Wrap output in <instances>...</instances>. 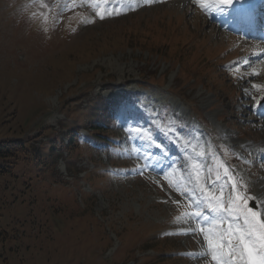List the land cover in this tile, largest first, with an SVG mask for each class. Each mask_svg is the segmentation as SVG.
<instances>
[{
  "label": "rangeland",
  "instance_id": "rangeland-1",
  "mask_svg": "<svg viewBox=\"0 0 264 264\" xmlns=\"http://www.w3.org/2000/svg\"><path fill=\"white\" fill-rule=\"evenodd\" d=\"M229 18L195 0H0V140L29 150L0 172V264H216L184 257L210 253L196 231L178 235L196 227L200 190L186 159L226 186L200 195L214 204L243 196L238 180L264 190L251 106L264 50ZM263 205L248 201L261 220Z\"/></svg>",
  "mask_w": 264,
  "mask_h": 264
},
{
  "label": "snow or ice",
  "instance_id": "snow-or-ice-1",
  "mask_svg": "<svg viewBox=\"0 0 264 264\" xmlns=\"http://www.w3.org/2000/svg\"><path fill=\"white\" fill-rule=\"evenodd\" d=\"M224 2H230V0H224ZM100 18L103 19L104 16L101 15ZM254 87L259 86L254 85ZM237 187L245 192L243 196H236L233 199L230 194L228 201L217 200L215 204L212 200L207 201V205L213 211L220 212L223 209L229 213L234 212L236 217L242 219L246 225L244 230L240 228L228 229V236H234L235 243L231 239L225 241L224 233H221L215 241L206 236L212 258L216 264H233V261L236 264H264V220L260 218L261 212L248 206L249 199L260 200L261 203H264V193H257L255 196L249 197L244 185L239 180L233 184L234 189ZM226 205L228 206L226 207Z\"/></svg>",
  "mask_w": 264,
  "mask_h": 264
},
{
  "label": "trees",
  "instance_id": "trees-1",
  "mask_svg": "<svg viewBox=\"0 0 264 264\" xmlns=\"http://www.w3.org/2000/svg\"><path fill=\"white\" fill-rule=\"evenodd\" d=\"M100 129V127H95V130H98L96 134H99V132L101 131ZM104 139L105 138L103 137L102 140ZM71 140L73 142L74 138L72 137ZM28 151L29 150L26 146V143L20 138L0 140V172L7 170L6 165L11 159L18 158L21 154L23 155V153Z\"/></svg>",
  "mask_w": 264,
  "mask_h": 264
},
{
  "label": "bare ground",
  "instance_id": "bare-ground-1",
  "mask_svg": "<svg viewBox=\"0 0 264 264\" xmlns=\"http://www.w3.org/2000/svg\"><path fill=\"white\" fill-rule=\"evenodd\" d=\"M198 1V3H200V2H204L205 0H197ZM243 1H245V2H247L248 3V5L250 6V7H252L253 5H256L258 2H260L261 0H243ZM207 11L208 12H210V13H212V9H207ZM171 17V16H170ZM255 19H257V17L255 16V14H251V16H247V17H241V20L242 21H246V22H254L255 21ZM257 35V34H256ZM256 37V36H255ZM255 45V47H264V44L262 43V44H257V43H255L254 44ZM264 61V60H263ZM263 65H264V63H263ZM262 85H264V84H261V86ZM263 87V89H264V86H262ZM258 93V92H257ZM253 99V98H252ZM251 106L253 107H255V110L256 109H258V108H261V110H262V112H263V110H264V105H263V103H259V99L258 98H256V99H254L253 100V103L251 104ZM248 111V110H247ZM251 111V110H250ZM247 114V113H246ZM262 116H264V114H262ZM256 121H260V120H262V118H254ZM245 143H246V145L248 144L247 142H244L243 144L245 145ZM262 149H264V144H263V146H262ZM261 181V180H260ZM263 181V180H262ZM258 193H264V190H263V188H261V189H259V191H258Z\"/></svg>",
  "mask_w": 264,
  "mask_h": 264
}]
</instances>
